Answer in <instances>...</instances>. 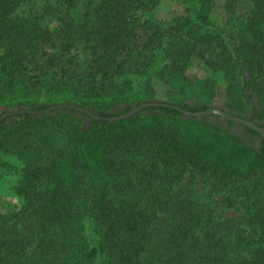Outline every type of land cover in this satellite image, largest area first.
<instances>
[{
    "label": "trees",
    "instance_id": "16d2710c",
    "mask_svg": "<svg viewBox=\"0 0 264 264\" xmlns=\"http://www.w3.org/2000/svg\"><path fill=\"white\" fill-rule=\"evenodd\" d=\"M240 1L190 0L159 20V0H95L76 22L45 0H0V170L20 164L22 199L0 212V264H264V139L203 114L264 130V0L238 15ZM218 3L225 25L210 19ZM195 60L241 77L242 97L217 107L213 76L188 74ZM43 90L61 98H29ZM207 175L241 219L198 197Z\"/></svg>",
    "mask_w": 264,
    "mask_h": 264
},
{
    "label": "rangeland",
    "instance_id": "374dc122",
    "mask_svg": "<svg viewBox=\"0 0 264 264\" xmlns=\"http://www.w3.org/2000/svg\"><path fill=\"white\" fill-rule=\"evenodd\" d=\"M29 1L37 2L41 0H21L20 9H31L32 11L37 9L28 6ZM49 4L55 7V10L58 12L59 16H66L67 19H72L77 21H81L83 14L88 8L92 7L90 4H93L95 0H45ZM190 0H159L158 6L154 9L153 14L151 15L154 19L159 20H169L170 18L176 17L183 13L184 9L188 6ZM251 10L250 4L244 0H241L236 8L237 14H247ZM210 19L216 22L219 25H225L227 22V16L222 9V4L218 3L217 6L214 7L210 14ZM131 20H135L136 23L143 20V15L141 12H135ZM57 22L54 18L51 19L50 28H54ZM1 55V52H0ZM188 74L192 78L203 77L207 74H211L215 80L214 87V99L216 101L217 107H222L221 104L226 101H234L237 98L242 97V90H245L243 85L244 82L241 77L238 79L232 77L230 74L225 72H217L210 73L206 71L202 62L195 60L192 66L188 70ZM256 89L257 93L259 92V96H261V102L264 105V79H258L256 81ZM161 90V89H159ZM251 93V90L247 91ZM33 100L39 99H56L61 97H56L54 94H46L43 90L41 95L29 97ZM258 95L252 94L251 103L254 105L258 103ZM7 108L5 106L0 105V112L6 111ZM6 166L0 170V212L6 213L12 211L22 204V199L15 195L13 191V187L16 185L18 180V167L20 164L13 159H5ZM184 172L185 178H193L192 175L193 170L191 167L183 166L181 167ZM207 183H205V182ZM214 182L211 175H207L205 180L198 182L197 191L198 197L204 201L210 202L215 210V215L220 219H236L239 220L243 216V211L239 206L228 208L224 204L221 203L223 198L222 195H211L208 192V184H212ZM215 183V182H214ZM211 196V197H210Z\"/></svg>",
    "mask_w": 264,
    "mask_h": 264
},
{
    "label": "water",
    "instance_id": "95a60500",
    "mask_svg": "<svg viewBox=\"0 0 264 264\" xmlns=\"http://www.w3.org/2000/svg\"><path fill=\"white\" fill-rule=\"evenodd\" d=\"M151 104H143V105H139L135 108H133L130 112H128L127 114H123V115H120V116H117V117H98V116H95V115H92L93 118H96V119H102V120H107V121H115V120H120V119H124V118H127L135 113H137L138 111L142 110L143 108L149 106ZM62 106H57V107H51L50 109L51 110H54L56 108H61ZM75 108V107H74ZM21 113H26L24 111H20ZM34 111L32 112H28V113H33ZM19 112H8L6 114H4L1 118H4V117H8V116H11V115H14V114H17ZM203 114H213V115H220L224 118H226L227 120H230L232 122H235L237 124H241V125H244V126H247L249 128H251L252 130L256 131L257 133L260 134V136L264 139V130L262 128H260L259 126L253 124L252 122H249V121H246V120H243V119H240V118H236L234 116H230L228 114H226L225 112L223 111H220L218 109H212L210 111H207ZM195 116H198L196 114H194ZM201 114H199L200 116Z\"/></svg>",
    "mask_w": 264,
    "mask_h": 264
}]
</instances>
